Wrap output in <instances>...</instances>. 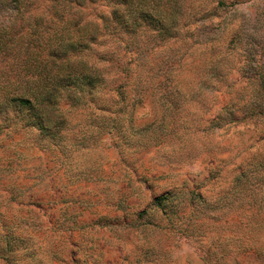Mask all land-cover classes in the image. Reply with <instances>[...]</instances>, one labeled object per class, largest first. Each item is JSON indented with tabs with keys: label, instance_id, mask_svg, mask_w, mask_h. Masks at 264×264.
Masks as SVG:
<instances>
[{
	"label": "rangeland",
	"instance_id": "rangeland-1",
	"mask_svg": "<svg viewBox=\"0 0 264 264\" xmlns=\"http://www.w3.org/2000/svg\"><path fill=\"white\" fill-rule=\"evenodd\" d=\"M174 2L169 37L106 0H0V68L83 27L66 54L99 75L56 135L0 113V264H264V0Z\"/></svg>",
	"mask_w": 264,
	"mask_h": 264
},
{
	"label": "trees",
	"instance_id": "trees-1",
	"mask_svg": "<svg viewBox=\"0 0 264 264\" xmlns=\"http://www.w3.org/2000/svg\"><path fill=\"white\" fill-rule=\"evenodd\" d=\"M57 7L71 2L95 0H54ZM113 4L112 15L122 28L135 31L149 27L165 36L176 35L174 28L176 0H106ZM84 28L66 31L58 38H46L39 48L14 55L7 69L0 68V113L15 108L23 126L56 135L64 119L57 101L67 86H92L99 81L96 68L83 59L68 58L70 49L80 47ZM11 51V39L0 27V58ZM10 58V56H9ZM164 198V197H163ZM161 202V201H160Z\"/></svg>",
	"mask_w": 264,
	"mask_h": 264
}]
</instances>
